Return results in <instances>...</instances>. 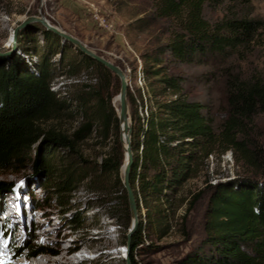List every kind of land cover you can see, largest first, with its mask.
I'll use <instances>...</instances> for the list:
<instances>
[{
	"label": "trees",
	"instance_id": "16d2710c",
	"mask_svg": "<svg viewBox=\"0 0 264 264\" xmlns=\"http://www.w3.org/2000/svg\"><path fill=\"white\" fill-rule=\"evenodd\" d=\"M225 1L154 0L151 16L139 19L141 28L165 19L169 26L162 33L169 35L164 41L157 38V45L141 54L143 71L153 82L137 92L128 88L134 152L131 184L139 211L138 228L131 237L132 264H139V250L158 248L146 245V231L168 230L175 194L218 149L233 151L237 163L251 175L209 184L205 237L178 263L264 264V133L255 122L264 110V78L228 72L226 115L218 125L209 104L184 88L193 80L167 73L163 63L164 54L180 61L200 57L199 62H204L207 54L228 56L256 42L264 19L251 17V7L242 15L227 14L214 22L205 17L207 5ZM42 32L48 52L40 56L42 50L36 49L37 57L29 64L0 57V169L25 166L34 155V172L45 171L47 176L41 189L50 191V199L62 207L71 205L73 192L84 183L99 196L120 192L123 218L111 215L120 218L124 226L120 244H126L131 214L122 183L119 121L111 100L119 78L88 57L67 59L68 45L52 31ZM54 55L62 63L61 75L78 79L72 93L53 88ZM85 68L98 72L97 83L79 79ZM78 114V125L66 129L64 121H75ZM97 131L105 139L113 138L111 152L100 162L91 161L81 149ZM2 188L11 190L9 183H1ZM199 197L194 196L190 207ZM3 206L0 198V210ZM73 222L82 220L75 216ZM30 256L35 257V252Z\"/></svg>",
	"mask_w": 264,
	"mask_h": 264
},
{
	"label": "rangeland",
	"instance_id": "374dc122",
	"mask_svg": "<svg viewBox=\"0 0 264 264\" xmlns=\"http://www.w3.org/2000/svg\"><path fill=\"white\" fill-rule=\"evenodd\" d=\"M87 2H94L102 9L114 22V31L100 28L92 20ZM153 3L154 0H0V53L13 49L11 54L0 57L7 60L14 57L29 64L37 57L36 49L42 50L40 56L48 52V43L42 32L45 28L40 24L19 31L14 47L11 41L14 28L27 15H43L51 24L77 37L98 54L123 66L130 89L137 92L154 79L146 78L141 54L153 49L158 43L157 38L164 41L169 35L168 32L162 33L164 27L169 26L165 19L148 28L139 27V19L147 20L151 16ZM250 7L251 17L264 19V0H226L222 4L207 5L204 15L214 22L227 14L242 15ZM22 31L30 32L22 34ZM58 41L68 45L67 59L84 57L74 47L63 43L61 37ZM163 59L167 73L193 80L184 88L191 96L209 104L219 125L226 115L228 72L264 78V30L256 42L247 48L239 47L228 56L207 54L204 62H199L200 57L180 61L164 54ZM52 60L57 65L53 88L72 93L75 88L73 81L78 79L61 75L62 63L58 55H54ZM81 74V81L90 79L94 84L98 82V72L93 68H85ZM119 90L120 81L111 90L112 104ZM80 120L81 114L75 121L66 119L64 127L71 129ZM255 122L264 133V110L256 115ZM112 146L113 138L105 139L97 131L82 144L81 149L91 161L100 162L111 152ZM206 163L198 175L190 178L175 194L168 230L161 232L154 227L146 231V245L158 248L139 250L136 255L139 264H179L180 258L205 237L204 215L210 194L209 184L251 175L237 163L231 150L222 152L218 149L206 159ZM33 164L34 155L25 162V166L0 169V187L1 183H9L11 189H0V198L4 200L0 210V247L2 253L10 257L4 264H41L40 259L48 258L55 264H126L125 254L118 249L124 226L120 225V218L111 215L115 213L123 218L121 193L99 196L90 192L84 183L73 192L71 205L62 207L50 199V191L41 189L47 178L46 172L35 173ZM197 194L200 197L190 207V201ZM40 204L45 206L38 209ZM75 216L82 222H73ZM74 249L73 253L78 252L76 255L71 253ZM33 252L35 257L30 256Z\"/></svg>",
	"mask_w": 264,
	"mask_h": 264
},
{
	"label": "water",
	"instance_id": "95a60500",
	"mask_svg": "<svg viewBox=\"0 0 264 264\" xmlns=\"http://www.w3.org/2000/svg\"><path fill=\"white\" fill-rule=\"evenodd\" d=\"M36 24L42 25L46 30L52 31L59 37L63 39V43H68L70 46L74 47L80 54L88 57L92 60H95L105 67H107L111 72H113L120 81V90L118 93V100L120 104V111L117 112L118 121H119V140L124 150V162L122 168V183L126 191L127 201L129 205V210L131 214V224L127 232V241H126V264H132L130 260V248H131V237L132 234L137 230L139 224V211L138 204L136 200L135 191L131 184V170L134 163V152L132 148V134H133V125L130 114V105L128 100V88L130 86L129 78L123 68L113 61L107 59L101 54H98L88 45L82 42L77 37L65 32L59 27L51 24L49 20L43 15H27L13 30L11 41L13 47L15 45L17 35L19 31L35 27ZM11 51L7 53H0V55L11 54ZM114 105V104H113ZM116 110V109H115ZM123 124V126H122Z\"/></svg>",
	"mask_w": 264,
	"mask_h": 264
},
{
	"label": "built area",
	"instance_id": "2783aa9c",
	"mask_svg": "<svg viewBox=\"0 0 264 264\" xmlns=\"http://www.w3.org/2000/svg\"><path fill=\"white\" fill-rule=\"evenodd\" d=\"M87 11L92 20L100 27L104 28L107 31H114L115 24L114 22L108 18L103 12L102 9L94 2H87ZM118 249L122 252V254H126V246L119 245ZM73 255H76L73 254Z\"/></svg>",
	"mask_w": 264,
	"mask_h": 264
},
{
	"label": "bare ground",
	"instance_id": "6f19581e",
	"mask_svg": "<svg viewBox=\"0 0 264 264\" xmlns=\"http://www.w3.org/2000/svg\"><path fill=\"white\" fill-rule=\"evenodd\" d=\"M113 103H114V106L116 108V111L119 112L120 111V104H119L118 96L115 97ZM122 126H123V124H122ZM122 168H123V166H122ZM57 251H59V249ZM85 257L89 258V256H85ZM40 260H41L40 261L41 264H55L54 261L52 259H49V258L48 259H40ZM23 264H26V263H23Z\"/></svg>",
	"mask_w": 264,
	"mask_h": 264
},
{
	"label": "clouds",
	"instance_id": "9594fccd",
	"mask_svg": "<svg viewBox=\"0 0 264 264\" xmlns=\"http://www.w3.org/2000/svg\"><path fill=\"white\" fill-rule=\"evenodd\" d=\"M74 251H76V250H74ZM74 251H72L71 253H73ZM75 253H78V252H75ZM75 253H73V254H75Z\"/></svg>",
	"mask_w": 264,
	"mask_h": 264
}]
</instances>
